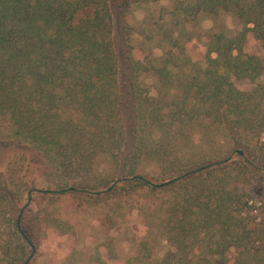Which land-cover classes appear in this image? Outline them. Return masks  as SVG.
<instances>
[{"label":"trees","instance_id":"16d2710c","mask_svg":"<svg viewBox=\"0 0 264 264\" xmlns=\"http://www.w3.org/2000/svg\"><path fill=\"white\" fill-rule=\"evenodd\" d=\"M159 1L0 0V145L42 154L46 194L121 207L147 199L132 206L144 232L126 264H264V59L247 47L264 49V0H170L171 49L207 38L205 57L175 86V56L161 66L135 58L125 23ZM222 14L243 28L196 34ZM145 72L163 91L140 84ZM143 162L160 175L141 172ZM23 189L44 188L0 173V264L37 254L33 218L16 214Z\"/></svg>","mask_w":264,"mask_h":264},{"label":"rangeland","instance_id":"374dc122","mask_svg":"<svg viewBox=\"0 0 264 264\" xmlns=\"http://www.w3.org/2000/svg\"><path fill=\"white\" fill-rule=\"evenodd\" d=\"M171 6L170 0L143 3L126 16L125 25L130 30L135 58L139 57L161 66V58L165 57L166 53L167 56L168 53L175 56L174 67H167L173 70L171 80L175 86L184 82L188 74L203 60L207 38L201 37L200 40L195 39L184 44L183 52L171 49L165 38V31L172 19L169 15ZM214 27L224 28L233 35L239 32L243 25L231 16L222 14L217 19H204L200 31L196 34L201 32L204 35ZM122 30L118 26V19L115 18L116 36L119 34L123 37ZM116 39L118 40V37ZM247 47L253 54L264 59V49L260 43L250 39ZM173 55L169 54L168 57ZM259 82H264V74L259 78ZM140 84L146 88H156L155 93L158 89L163 91L160 80L152 72L142 73ZM239 84L246 89L253 87L248 81H241ZM100 169L113 174L112 168L105 163L100 164ZM8 172L15 173L22 178V182H27L30 186L35 183L38 188H44L42 191L36 189L29 195L28 189H23L22 201L18 206L20 210L16 213L21 217L26 212L33 218L36 237L33 238L31 249L37 254H33L29 264H126L135 255L134 243L142 237L144 228L143 218L132 206L136 208L137 205L146 204L147 199L137 200L135 197L121 207V204L115 201H99L100 197L96 201L88 200L80 194H46L48 184L44 158L29 145H0V173ZM141 172L158 176L161 170L155 164L143 162ZM157 250L161 254L166 252V244L161 243Z\"/></svg>","mask_w":264,"mask_h":264}]
</instances>
